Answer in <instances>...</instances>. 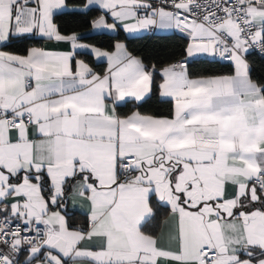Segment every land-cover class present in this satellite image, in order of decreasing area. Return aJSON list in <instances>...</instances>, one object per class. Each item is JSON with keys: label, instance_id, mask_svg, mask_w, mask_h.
I'll list each match as a JSON object with an SVG mask.
<instances>
[{"label": "snow or ice", "instance_id": "snow-or-ice-1", "mask_svg": "<svg viewBox=\"0 0 264 264\" xmlns=\"http://www.w3.org/2000/svg\"><path fill=\"white\" fill-rule=\"evenodd\" d=\"M0 264H264V0H0Z\"/></svg>", "mask_w": 264, "mask_h": 264}, {"label": "trees", "instance_id": "trees-1", "mask_svg": "<svg viewBox=\"0 0 264 264\" xmlns=\"http://www.w3.org/2000/svg\"><path fill=\"white\" fill-rule=\"evenodd\" d=\"M171 43V41L168 40H161L159 38H154L153 40H149V41H145L143 46L147 47V48H152V49H157L159 50L160 48H162L165 45H169ZM214 67H216L217 69L221 68V65H215Z\"/></svg>", "mask_w": 264, "mask_h": 264}]
</instances>
